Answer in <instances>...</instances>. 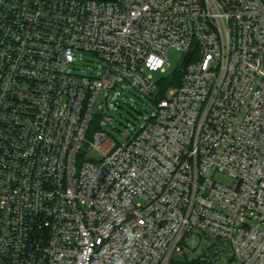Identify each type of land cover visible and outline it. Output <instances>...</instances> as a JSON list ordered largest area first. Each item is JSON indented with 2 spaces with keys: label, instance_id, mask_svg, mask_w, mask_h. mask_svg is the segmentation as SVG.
<instances>
[{
  "label": "built area",
  "instance_id": "obj_1",
  "mask_svg": "<svg viewBox=\"0 0 264 264\" xmlns=\"http://www.w3.org/2000/svg\"><path fill=\"white\" fill-rule=\"evenodd\" d=\"M124 87L155 107L119 143ZM184 257L264 264V0H0V264Z\"/></svg>",
  "mask_w": 264,
  "mask_h": 264
},
{
  "label": "rangeland",
  "instance_id": "obj_2",
  "mask_svg": "<svg viewBox=\"0 0 264 264\" xmlns=\"http://www.w3.org/2000/svg\"><path fill=\"white\" fill-rule=\"evenodd\" d=\"M168 66L166 73H155V77H169L175 73L183 54L177 50H169L167 53ZM105 66V61L93 52L79 50L75 54V63L72 65L74 73L93 74L98 73ZM117 91L120 94L117 95ZM113 104L103 109V118L100 119L102 128L116 141H125L124 135L135 131L153 113L155 104L153 100L142 95L132 87L117 88L113 97ZM217 179L229 182V179L218 175ZM189 250V249H188ZM187 250V252H188ZM178 264H206L187 262L186 257L181 258Z\"/></svg>",
  "mask_w": 264,
  "mask_h": 264
},
{
  "label": "trees",
  "instance_id": "obj_3",
  "mask_svg": "<svg viewBox=\"0 0 264 264\" xmlns=\"http://www.w3.org/2000/svg\"><path fill=\"white\" fill-rule=\"evenodd\" d=\"M184 75V72L179 69V67L176 69L175 73L172 74L169 77H162L161 78V83H160V95L163 96L165 90L171 86H177L181 83L182 77ZM99 119L96 118L94 123L91 125V130L90 132H93L96 130L99 125H98ZM197 263L198 261H193V263Z\"/></svg>",
  "mask_w": 264,
  "mask_h": 264
},
{
  "label": "water",
  "instance_id": "obj_4",
  "mask_svg": "<svg viewBox=\"0 0 264 264\" xmlns=\"http://www.w3.org/2000/svg\"><path fill=\"white\" fill-rule=\"evenodd\" d=\"M190 58H191V54L188 53V54L183 58L182 62H181L180 65H179V69H180V70H185V68H186V66H187V64H188V62L190 61Z\"/></svg>",
  "mask_w": 264,
  "mask_h": 264
}]
</instances>
